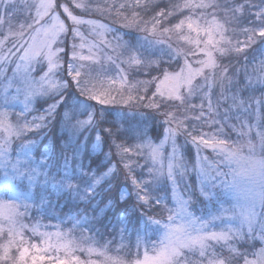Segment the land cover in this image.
Instances as JSON below:
<instances>
[{
  "label": "snow or ice",
  "instance_id": "snow-or-ice-1",
  "mask_svg": "<svg viewBox=\"0 0 264 264\" xmlns=\"http://www.w3.org/2000/svg\"><path fill=\"white\" fill-rule=\"evenodd\" d=\"M110 106L158 117L162 138L109 121ZM57 118L68 138L49 167L55 149L33 150ZM85 142L108 149L106 170L87 168ZM193 171L218 203L207 217L191 210ZM120 176L129 191L96 203ZM53 194L84 207L62 213ZM0 264H264V0H0Z\"/></svg>",
  "mask_w": 264,
  "mask_h": 264
},
{
  "label": "rangeland",
  "instance_id": "rangeland-1",
  "mask_svg": "<svg viewBox=\"0 0 264 264\" xmlns=\"http://www.w3.org/2000/svg\"><path fill=\"white\" fill-rule=\"evenodd\" d=\"M101 22H104V21H101ZM115 27H118V26H115ZM81 30L85 33V39L90 42L92 38L88 35L87 26H83ZM125 35H126V38L129 40L134 41L136 39V36L134 33L125 34ZM108 39H111V36H109ZM70 41H71V38L69 37V42ZM86 53H87V49H85V54ZM260 92H261V90L258 88L255 94L257 96H259ZM71 98L75 101V97H71ZM21 99H23V98L21 97ZM41 105H44V101L42 99L39 101H36V100L33 101L34 107H39ZM9 110L13 111V112H20L23 110V104L18 101L16 103H14L13 105H11ZM104 111H105V113L111 111L115 115V118H116L115 120H119L121 122H123L125 117L127 116V119L132 123L133 128L135 127L137 130H142L144 132H146V130H145L146 126H151V123L153 121L157 125L161 124V121L159 120L158 117H155V116L141 117L139 115L126 114V113H122V112L118 111L117 108L114 106H110V107L104 109ZM207 130L208 129H205V131H207ZM54 132H55V135H57V137L64 136V138L59 142L55 135L52 136L54 134ZM147 135H148V138L153 140L154 143L159 142L158 140H155L154 138H152L149 134H147ZM67 138H68V133L63 129V127L60 124L59 118H57V120H55L52 123V126L49 129L45 130V133L43 134V136H41V138L37 142V145L33 150L34 155L36 156L37 159H42L47 154H50V151L52 149H55V156L53 157L52 164H50L49 167H56L57 165H62L63 157L60 153V148L63 146V144L65 143ZM160 138H162V134H161ZM232 138L236 139L234 134L232 135ZM81 139H83V137ZM88 139L91 141L93 138L90 135ZM57 142H59V143H57ZM178 142H179V144L184 145V138L180 137ZM56 144H58L60 146H57ZM170 151H171L170 146H166V152H170ZM85 152H88L89 155H91V156L97 155L99 153V152L92 151L91 146L88 142H85L81 145V159L82 160H83ZM183 152H184V156H185L186 160L191 161V160L195 159L196 152H195V149H193L191 147V145L185 146L183 149ZM201 155L209 157V161L207 162V164H211L213 161L219 160V157H217L214 153H212L211 150H204L201 153ZM141 162H143V161H141ZM110 163H111L110 158L104 154V156H103L104 170H106L107 166H109ZM86 164H88V161H86ZM207 164L203 165L206 169H207ZM233 167H236V165H234ZM221 168L224 171L228 170V169H224L222 165H221ZM60 170L62 171V168ZM104 170H102V171H104ZM77 175H79V174H77ZM209 175H211L210 170H209ZM229 179H231V177H229ZM85 180H86V182H85V184H86L88 182V180H87V178H85ZM218 183H219V179H217V184ZM112 184H115V185L119 184V185H116V187L112 188V186H113ZM187 186L193 192V195L195 197V202L193 203L191 210L195 213L196 216L207 217L210 213H214L216 211V208L218 207L217 201H211V202L206 201L202 197H199L197 195V192L199 191V188H200V177L198 176L197 172H194V171L190 172V175L187 178ZM163 187L164 186H161V189H163ZM180 187H181V189H183L184 186L181 185ZM129 189H130V185L125 182L123 176L117 177L111 181L110 185H109V183H107V184L105 183L103 186H101L98 189V194L96 196L95 202L99 203V204H104L107 202V199H109V198L115 202L119 198L121 192L127 193L129 191ZM21 190H24V189L17 188V191H21ZM50 191L54 192V190H50ZM212 191L218 192L220 190H219V188H216V189H212ZM159 194L164 196L165 201H167L170 205L172 204V197H171L170 192H168V194L166 195V190H161V191H159ZM179 194H180V192L178 191L177 195H179ZM65 196H66L65 198H68L70 201H72L76 204H77V202L84 204L83 202L77 201L70 196H67V195H65ZM56 197H58V196H56ZM231 199H232L231 195H229L227 193H220L218 196V200H231ZM133 202H134V200H133ZM74 210H76V209H74ZM67 213H71V212H67ZM109 215H110V217H109L108 221H111L112 218H114L117 215H122V213H121L120 209H115ZM166 217H167V213H164L163 219L166 220ZM157 218H160V217L157 216ZM142 219H143V217L141 215V211L132 208L131 204H130L129 205V216H128V224H129L130 230L132 228H134L138 223H141ZM57 222L58 221L55 219H53L50 222H48V219L46 221H44L45 224H56ZM49 230H54V229H49ZM149 235L154 241L158 240L162 236V230H158V231L149 233Z\"/></svg>",
  "mask_w": 264,
  "mask_h": 264
},
{
  "label": "trees",
  "instance_id": "trees-1",
  "mask_svg": "<svg viewBox=\"0 0 264 264\" xmlns=\"http://www.w3.org/2000/svg\"><path fill=\"white\" fill-rule=\"evenodd\" d=\"M118 26V25H116ZM119 27V26H118ZM107 119L110 121V120H113V119H116L115 118V115L110 111V112H106L105 113ZM134 129H136L134 127ZM147 134H149L152 138H154L155 140H159V138L161 137V134H162V124H159L157 125L154 121L151 123V126H146L145 128ZM55 135V132L52 136ZM57 140L60 142L64 136H60V137H57V135H55ZM53 138V137H52ZM57 142V143H59ZM57 146H60L58 144H56ZM108 151L107 148H104L103 151L99 152L97 155H94V156H91L89 155L88 152H85L84 154V157H83V162L85 163V165L87 166V168L89 169H92V170H95L97 173L104 170V164H103V156H104V153H106ZM86 161H88V164H86ZM86 180L85 178L83 179L82 183L85 184ZM107 184V183H106ZM111 184V182H110ZM109 184V185H110ZM112 188L116 187V185H119V184H112ZM66 196H63L62 198H60L59 196L56 197L54 194H53V200H57V203H58V210L62 213H67V212H73L74 209H77L78 207L79 208H83L84 207V204L80 203V202H77L74 203L72 201H70L68 198H65ZM59 214V213H58ZM47 220V219H46ZM44 220V221H46ZM53 220V219H52ZM52 220H48V222L52 221ZM111 221H108V219H106L104 221L105 224H108V223H111Z\"/></svg>",
  "mask_w": 264,
  "mask_h": 264
}]
</instances>
